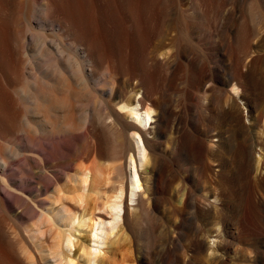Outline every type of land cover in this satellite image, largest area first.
<instances>
[{"label":"rangeland","instance_id":"rangeland-1","mask_svg":"<svg viewBox=\"0 0 264 264\" xmlns=\"http://www.w3.org/2000/svg\"><path fill=\"white\" fill-rule=\"evenodd\" d=\"M80 1L78 6L77 0H0V239L7 241L9 250L3 240L0 243L12 264H62L67 257L73 264H181L186 232L192 230L194 219L185 229L181 226L180 205L174 197L185 188L199 209L201 197L206 198L204 203H217L213 132L234 134L245 142L252 139L259 160L257 176L264 179V129L253 127L239 98L240 88L226 85L231 72L237 71L234 76L264 108V0ZM80 33L88 36L96 53L85 51L83 41L77 40ZM41 86L60 87L58 114L79 124L67 139L55 143L56 154L46 161L38 147ZM138 97L153 110V120L160 118V136L152 124L140 134L149 165L144 168L137 159L135 164L141 178L138 193L144 197L145 189L153 188L144 182L151 160L162 168L156 208L153 215L145 214L144 207L136 208L134 225L121 206L114 233L107 239L104 231L105 240L88 261V256L80 255L89 242L87 227L74 229L82 213H91V220L111 221L106 205L113 199L116 166L121 165L125 184L126 156L133 151L129 133L137 128L119 107ZM230 101L234 105L237 101L236 108ZM235 109L243 116L241 125L232 121ZM168 133L201 146L203 156L178 153L168 146ZM84 168L89 174L80 189ZM44 172L50 178L47 191L41 185ZM126 204L129 210L135 207V202ZM61 208L76 212L77 219L64 225L56 213ZM126 220L138 233L137 243L149 247L144 257L132 245ZM217 224L210 225L207 237L212 246L219 242L216 235L222 234ZM59 230L71 233L75 243L71 252L56 247ZM172 230L179 232L176 240L170 239Z\"/></svg>","mask_w":264,"mask_h":264},{"label":"bare ground","instance_id":"bare-ground-1","mask_svg":"<svg viewBox=\"0 0 264 264\" xmlns=\"http://www.w3.org/2000/svg\"><path fill=\"white\" fill-rule=\"evenodd\" d=\"M65 2L66 0H64V3ZM71 2L68 3L69 6L72 5ZM62 6L64 7V5ZM76 6L74 5V9L80 6V3L78 4L77 7ZM66 9L68 10L67 6H66ZM81 12H82V9L80 13L77 14V18L78 16L79 18H82L79 15L81 14ZM74 14L76 15V13ZM68 16L69 18L72 17V20L74 21L73 16L71 17L70 15ZM79 18L78 20L80 21ZM66 19H68V17ZM74 22L73 23L71 22V23L74 24ZM80 24L81 23H79L78 25L80 26ZM83 25H81V28L83 27ZM86 37L88 38V36H85L84 33H80L79 37L78 38L76 37V38L79 41H83L82 43L84 47L83 46L82 47L86 49L85 51L87 50L91 51L93 50L91 49L92 45L89 44ZM81 45L82 44H80V46ZM96 45L97 43L95 44V46ZM99 45L97 46L99 47ZM98 47H96V49H99L101 45L99 48ZM99 52H100V49H99ZM93 54L92 55L90 54V55L93 56ZM90 57L87 56V58H90ZM92 60H94L93 57H92ZM235 73H237V71ZM235 73L234 74L233 72H231V74L229 73L230 76L226 81V85H233L232 87L233 88L237 87L236 89L240 88L239 98L241 100H244L248 108V111H249L248 115L250 116L252 120L251 122H252L253 127L258 126L260 129L262 128L264 129V108L262 104L260 103L258 98H255L252 95H250L248 92H246L244 82L238 79L239 77L236 78L234 76ZM43 75L45 74L43 73ZM59 82L60 81H57V84H59ZM37 92H39L38 93L39 95H37L38 96L37 99L39 103L38 105L39 114L37 115L42 117L41 119H38L40 122L39 124H41L39 127L40 135H39L38 147H39L41 155L43 156V159L46 161L50 157L55 156L56 152L53 149V147H55V143L59 141H64L65 139H67V135H72L73 128H76V126H78L79 124L78 125L75 124L69 118H61V115L58 114V110L56 108V105L58 102L57 101L58 94L63 95V91L60 87H58L57 89L56 88L46 89V87L41 86V88H39ZM129 101L130 100H127V103L123 105L121 104L119 109L121 110L124 109L123 110L124 112L126 111L125 112L127 113L126 115H128V117L133 122H135V124H137L136 125L137 128L136 130H131V132L129 133L130 138L133 142V151L128 153L126 156L127 165H128L127 167L129 169V172H128V175L126 176L125 184L123 181L124 180L123 175L120 172L121 165L116 166V168L118 169V174L115 176L117 177V181L115 182L116 185L112 186L113 187L112 189L114 191V194L112 195L113 199L109 200V204L106 205L111 209L110 211L111 221H105V220L102 221L100 218L98 219L96 218V220H91V218H93L92 216H90L91 213L88 216L85 213H82L79 217L78 224L76 225L74 229V232H77V231L80 232L83 230L84 226L87 227L86 228V231H87L86 240L89 242L87 243V245L85 244L86 246L85 245L82 246L80 255L84 254L88 256L87 257L88 261L92 260L90 256H92L93 249L98 250L95 248H97L105 240L104 231L106 232L107 239L110 238L111 235L114 233L115 227L120 219L121 206L125 208V211L127 212V216H129L130 220L135 225V222L137 220L136 208L144 207L145 214L153 215L154 210L156 208V203H157V197L155 196L156 195L155 193L157 191H160L162 188V176H163L162 171H161L162 168L159 164H156L154 160H151V164H150L151 170L148 172L149 173L148 178L144 179L145 180L144 182L148 180L150 184L153 186V188L151 190L147 188L145 189V192L147 193V197H144L143 193H138V190L140 189V186H141V182H140L141 178L139 177L138 172L135 167L136 159L138 160V162H140V165L144 168H146L150 163L149 158L145 155L146 146H144L143 141L141 139L142 136H140V134H143L142 130L146 129V127L149 124H152L151 129H154L155 132L157 133V136L158 135L160 136L161 134L160 118L157 117V119L153 120L152 119V116L154 113L153 110L148 106L142 105V100L139 97L134 98L130 102ZM232 102L233 103H231L230 101V103L233 106L237 104V101L235 105H234V101ZM231 104L229 105L230 107H231ZM234 108H236V106ZM48 110H49L50 116L47 115ZM235 111L236 112L234 113V115H232L233 117H231L232 121L236 125H241L243 123L241 119L243 116L240 117V111H238L239 113H237L236 109ZM168 134L170 135V133ZM231 135L229 134L224 135L221 131H215L213 132L211 136L212 138L217 139L215 143V151H214L215 157L213 160V162L215 163V168L217 170L215 174V178H214L215 179L214 180L215 191L213 194H214V198L217 201V203L215 205H213V203H210V202L204 203V201H207V200L205 197H201V199H203V207L199 209L196 201L190 196V194L187 192L185 188H181L176 191L174 198L176 202L177 201L179 202V205H180L179 211H180L181 226H183L184 228L187 226V223H191L189 221L192 220V218L195 220V221L193 220L194 225H193L192 230L190 232L189 231L186 232L188 233L186 236V238H188V242L184 244L183 256L181 257V264H207V263L208 264H264V179H261L260 177L257 176V171L259 169V160L255 157V153L257 152V150L253 151L254 142L252 141V139H250L249 142H245L244 140L235 138L234 136L236 135L234 134L232 136ZM168 140L170 143V144L168 143V146L171 145L172 147H175L178 153L184 150L186 152V155H188V157L190 156L193 158H199V157L201 158V156H203V148L201 146L194 147V146L189 145L188 143H186V140L182 135L178 138L176 137V134L170 135ZM160 143L158 144L159 146H160ZM116 145L118 147H116ZM119 145L120 144H118V142L115 143V146L113 145L114 148L115 147L117 148L115 149V151L113 150L114 153L119 151ZM255 147L256 148L261 147V145H255ZM172 151L170 150V152ZM5 167H6L5 165L1 166V168H5ZM262 168H264V161L261 164V169ZM234 169L238 170L236 171L237 176H235L234 174L235 171L233 172ZM87 170L88 169L84 168V170L81 171L82 173H80L81 177L79 179L77 178L81 183L80 189H82L85 186V183L87 181V177L89 174ZM103 172H100V173L102 174ZM41 176H43L41 177L42 178L41 181L43 182V184H41L43 185L42 188L44 191H47V187L50 184V181H49L50 178L49 176L45 175V172ZM124 194L127 197H122ZM124 198H125V201H124ZM126 200L127 201L129 200L130 203H133V204L135 202V207H133V209L131 208L132 210H129L128 205L126 204ZM56 213L59 214V218L61 221L64 222V225H69L71 221H74L77 219L76 212H73V213L67 212L66 209L64 208L57 210ZM192 213L193 215L191 216ZM127 216L125 217V219H127ZM128 222L130 221L128 220ZM217 223L220 224L222 227V234L220 233L219 235H216L219 238V242H217V244L215 243L216 244L215 246L214 244L212 246L211 244L208 243L207 237L210 236L209 234H211L210 225H215ZM125 224L126 226H128L129 231L132 234L133 247L135 248L137 252L139 251L142 252L141 254L144 257L145 256L144 252H147L148 251L147 248L149 247L147 245L141 246L137 243L136 239H137L138 233L135 230L134 225L129 226L130 224L129 225L127 224V220ZM250 224L251 226H249ZM175 230H172L174 231V233L170 235V239L172 240H176V238L180 236L179 232ZM182 232H184V230ZM1 236L2 234L0 235V237ZM7 238L8 237H6V239ZM5 242L7 243L6 240ZM5 242L3 240V243ZM73 242L74 241L71 236V233H64V231H61V230L56 232L55 245L58 249H61L64 246L67 252H71L72 246L75 244ZM8 243L9 245L11 244L10 242ZM5 244L4 246H7V244L6 245ZM4 246H2V244L0 243V264H12L8 259L9 257L6 256L7 254L5 251L7 249L9 250V246H7V249L2 248ZM12 246L13 245H11L10 247ZM83 247L85 248L83 249ZM11 250H13V248H11ZM217 253H219V255H217ZM67 258L68 259H65L64 263L62 264H71L73 262V259L71 260L70 257H67ZM84 258L86 259V257Z\"/></svg>","mask_w":264,"mask_h":264}]
</instances>
